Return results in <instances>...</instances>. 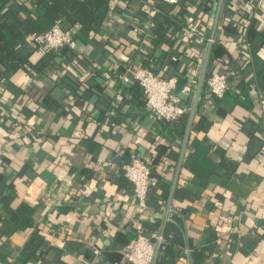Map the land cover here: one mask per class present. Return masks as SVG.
Masks as SVG:
<instances>
[{
  "label": "crops",
  "instance_id": "crops-1",
  "mask_svg": "<svg viewBox=\"0 0 264 264\" xmlns=\"http://www.w3.org/2000/svg\"><path fill=\"white\" fill-rule=\"evenodd\" d=\"M205 1L179 0L170 13L185 9L181 34L172 26L160 38L148 32L147 1L113 0L106 26L61 51L55 72L20 69L12 76L18 85L36 81L28 94L14 95L0 83V212L9 216L1 198L13 192L11 206H34L47 241L26 264H131L122 251L138 212L120 165L135 157L152 169L141 218L146 231L163 233L174 214L181 217L177 264H264V0H223L188 138L208 137L218 148L208 152L210 159L229 160L250 188L238 178L225 182L219 165L206 186L196 183L184 165L189 110L180 133L179 124L159 121L146 108L138 83L122 79L130 65L177 75L185 80L176 93L190 109L208 45L195 47L184 28L200 16L204 36L211 37L219 0L208 9ZM27 53L32 62L42 55L34 48ZM215 68L232 72L229 88L206 104ZM200 114L210 122L206 130L195 127ZM254 135L260 140L252 146ZM2 225L0 264H12L35 227L8 232ZM206 246L209 256L196 263L193 254Z\"/></svg>",
  "mask_w": 264,
  "mask_h": 264
},
{
  "label": "trees",
  "instance_id": "trees-1",
  "mask_svg": "<svg viewBox=\"0 0 264 264\" xmlns=\"http://www.w3.org/2000/svg\"><path fill=\"white\" fill-rule=\"evenodd\" d=\"M146 1L150 6L149 9H146V15L151 18L152 22L148 32L150 31L161 38L165 36L169 27L174 26L173 29L181 34L185 9H179L175 15L170 13V8H174L179 0L173 2L169 0ZM212 2L213 0H206L205 8L208 9ZM253 2L256 4L257 0H253ZM112 3L113 0H21L20 2L17 0H0V83L5 82L6 88L14 95L22 96L25 92L28 94L33 89L36 81L31 79L25 86L21 83L18 85L12 80V76L20 69L28 72L34 71L37 76H42L51 70L55 72L57 70L54 67L56 56L63 50H70L68 46L51 48L42 52L41 57L36 62H32L27 52L31 48L37 49V47L31 35L45 33L56 22H59L64 28L71 29L75 36L87 41L90 35L101 31L106 26V19L113 9ZM193 44L197 48L204 49L201 42L193 41ZM174 55L179 60L180 52L178 49L174 51ZM63 76H65V73L61 74V78ZM205 90L204 86L201 96L205 94ZM186 118L187 112L178 119L165 122L179 124V131L183 133ZM209 124L210 122L200 114L195 127L206 130ZM258 140H260L259 137L252 136L251 145L256 144ZM213 148L218 150L216 144L208 137L189 139L184 165L193 172L195 182L206 186L208 177L219 165L226 168L224 173L225 182L230 178H238L240 183L244 182L250 188L252 182L245 179L248 178L246 175L235 173L233 163L229 160L223 158L219 163H216L210 159L208 152ZM120 172L123 173L121 168ZM255 177L257 178V176ZM128 181L130 182L129 179ZM4 193L1 203L9 216L6 217L0 212L2 227L7 229L8 232L15 229L35 227L29 241L24 245L18 258L12 264H26L32 260L35 261L38 257L37 249L47 244L44 236L39 233L35 222V208L26 202H22L17 207H12L11 201L14 199L15 194L7 190ZM212 233L215 235L213 230ZM182 238L181 217L174 214L164 228L156 264H177L175 246L181 243ZM210 251L211 248L207 246L204 247V251L196 250L193 254L195 262L199 263L209 256L206 252Z\"/></svg>",
  "mask_w": 264,
  "mask_h": 264
},
{
  "label": "built area",
  "instance_id": "built-area-1",
  "mask_svg": "<svg viewBox=\"0 0 264 264\" xmlns=\"http://www.w3.org/2000/svg\"><path fill=\"white\" fill-rule=\"evenodd\" d=\"M213 1L216 2V0ZM202 22V17L197 16L187 23L184 31L191 35L192 41L201 42L203 48H205L214 38L204 36L201 30ZM150 24L152 25V22ZM31 38L41 52L63 46L74 48L77 42V36L74 32L71 29L64 28L59 22H56L47 32L33 34ZM172 59L178 60L175 55ZM230 75H232V72L221 71L217 68L210 71L206 81V104H212L215 96L223 97L225 95L229 88ZM122 79L124 81L132 80L140 85L146 108L159 121L178 119L189 110V105L183 103L175 92L179 81L177 75L164 77L152 68L130 65L127 67L125 74L122 75ZM120 168L133 185L134 205L138 212V216L133 222L135 234L126 243L122 253L126 261L131 264H153L157 242L161 239V235L159 231L148 233L141 219L148 209V192L152 180L151 166L146 160L135 157L123 162ZM97 251L96 249L95 252Z\"/></svg>",
  "mask_w": 264,
  "mask_h": 264
},
{
  "label": "water",
  "instance_id": "water-1",
  "mask_svg": "<svg viewBox=\"0 0 264 264\" xmlns=\"http://www.w3.org/2000/svg\"><path fill=\"white\" fill-rule=\"evenodd\" d=\"M222 4H223V0H219L217 11H216V15H215V19H214V26H213V32H212L211 38H214V33H215L216 26H217V23H218V18H219V14H220V10H221ZM212 42L213 41H211L208 44V48H207L206 55H205V58H204V61H203V65H202L201 73H200L199 80H198V83H197V87L195 89L193 100H192V103H191V107L189 109L188 121H187L184 141H183V151L186 148V144H187V141H188V138H189V135H190L191 125H192L194 116L196 114V111H197V108H198V105H199V102H200L201 93H202V90H203V87H204V84H205V78H206L207 68H208V64H209V57H210V52H211V48H212ZM184 80L185 79H182V78L179 79L175 92L180 91L181 83H183ZM160 235H161V239H159V242H158V245H157L156 256H155L153 264H155V262H156V258H157V254H158V248H159V245L161 243L163 233L161 232Z\"/></svg>",
  "mask_w": 264,
  "mask_h": 264
}]
</instances>
